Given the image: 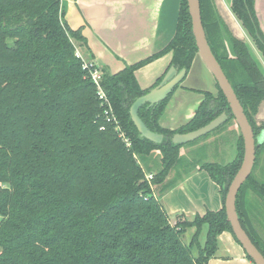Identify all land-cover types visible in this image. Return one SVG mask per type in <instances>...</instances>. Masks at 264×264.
<instances>
[{
    "label": "trees",
    "instance_id": "trees-1",
    "mask_svg": "<svg viewBox=\"0 0 264 264\" xmlns=\"http://www.w3.org/2000/svg\"><path fill=\"white\" fill-rule=\"evenodd\" d=\"M200 2L210 47L258 136L264 132V122L255 119L264 102V31L256 0H233L231 7L255 48L233 34L215 0ZM65 16L62 0H0V264H208L218 235L225 230L234 235L225 207L193 219L180 214L172 222L152 187L166 192L175 184L165 180L183 165L180 151L187 145L174 143L175 134L226 112L228 120L209 137L234 119L225 95L219 86L217 96L203 91L195 115L176 129L163 127L160 119L179 85L156 106H142L140 116L164 135L162 143L142 138L130 115L133 102L149 90L140 86L137 69L171 51V64L189 72L199 56L187 0H181L176 33L163 50L115 74L103 72L119 129L107 120L97 86L76 55L86 39ZM263 148L264 138L236 207L264 253V238L248 208L250 193L264 204V180L254 175ZM155 150L162 154L161 169L149 180L144 161ZM243 157L240 133L233 161L201 165L220 185L224 202Z\"/></svg>",
    "mask_w": 264,
    "mask_h": 264
},
{
    "label": "crops",
    "instance_id": "crops-1",
    "mask_svg": "<svg viewBox=\"0 0 264 264\" xmlns=\"http://www.w3.org/2000/svg\"><path fill=\"white\" fill-rule=\"evenodd\" d=\"M233 0H215L233 34L247 40L253 47V41L232 12ZM66 19L74 30L81 29L86 45L79 50L84 57L104 72L115 74L126 67L163 50L176 33L181 0H62ZM256 10L260 26L264 31V0H256ZM172 52H167L150 61L136 71V77L143 89L156 85L158 79L168 70L172 62ZM200 56L196 57L186 79L191 80L194 67ZM204 64V63H203ZM263 64V62H262ZM205 65V64H204ZM264 66V64H263ZM205 81L210 83L209 90L179 86L169 99L160 124L176 129L187 123L205 100L203 91L217 96L216 81L208 68H201ZM186 80V81H187ZM214 90H217L215 94ZM264 108V102L260 109ZM259 109V110H260ZM263 112H258L259 115ZM217 133V134H216ZM209 136L212 142L221 138L233 161L237 155V140L240 129L232 124ZM184 146L181 153L190 152ZM227 162V163H228ZM176 176V175H175ZM171 173L166 183L174 181ZM173 222L182 214L192 219L197 214L204 215L208 210L218 211L224 206L220 185L209 172L198 165L188 173L175 179V184L160 196ZM208 225L205 224L200 235L205 243ZM208 264H254L250 260L234 235L225 230L218 235V249Z\"/></svg>",
    "mask_w": 264,
    "mask_h": 264
},
{
    "label": "water",
    "instance_id": "water-1",
    "mask_svg": "<svg viewBox=\"0 0 264 264\" xmlns=\"http://www.w3.org/2000/svg\"><path fill=\"white\" fill-rule=\"evenodd\" d=\"M189 13L192 22V31L195 37V42L198 48L199 56L203 63L214 76L219 88L225 95L231 113L240 129V133L244 140V157L242 164L232 179L224 202V207L227 214V220L230 222L232 231L243 247L246 255H248L254 264H264V253L253 242L246 229L243 227L237 212L236 201L238 192L253 171L257 147L264 138V132L255 136L254 129L244 111L243 105L238 98L230 80L224 72L220 62L214 55L206 31L203 25L201 2L200 0H187ZM188 74L187 68L179 69L175 64H171L166 71L162 80L148 92L138 97L130 107V115L135 124L140 136L149 139L155 143H162L164 135L151 130L139 114V110L145 104L148 108L154 107L165 100L174 90L180 85ZM229 118L226 112H222L206 125L185 133H177L173 136L172 141L176 144H186L192 142L208 133L219 128Z\"/></svg>",
    "mask_w": 264,
    "mask_h": 264
},
{
    "label": "rangeland",
    "instance_id": "rangeland-1",
    "mask_svg": "<svg viewBox=\"0 0 264 264\" xmlns=\"http://www.w3.org/2000/svg\"><path fill=\"white\" fill-rule=\"evenodd\" d=\"M217 8L219 10V13L221 14V16L224 19V16L222 15L220 8L218 6H217ZM253 48H255V47H253ZM255 53L258 56V58L261 59V57L259 56V54L256 51H255ZM197 64L198 65L194 67V72L192 73L191 80H189V79L187 80L185 78L184 81H182L179 86L185 85L188 87H192L193 89H199V88H202L205 90L211 89L210 83L205 81L204 76L200 72L201 68L202 69L207 68L203 64L201 57H200L199 62ZM191 71H190V73H191ZM213 80L216 81L215 78H213ZM216 85H217V83H216ZM217 89H218V87H217ZM215 91H217V90H214V92ZM216 93L217 92H215V94ZM260 110H261V112H263V114L261 113V115H259L257 113V115L255 116L257 124L264 122V108H262ZM260 110L258 112H260ZM232 124H235L237 126L235 119H232L227 126H232ZM215 132H218V131H215ZM215 132L213 133L214 135L217 134V133L215 134ZM209 136H212V135H209ZM207 138H208V136L204 135V136H202V137H200V138H198L192 142L186 143L187 145H185V146H189V147L191 146L190 147L191 151L185 152L183 154L180 153L182 156L181 157V163H183V165L180 166L179 168L175 167V168L171 169V171H170L171 175H173V176L176 175L173 178L174 181L179 176H182L183 174L188 173V171L190 172L195 167H197L198 165H202L203 163H216V164H221V165L227 164V162L230 158V154H228L227 148L224 146V144H222L221 138H217L216 140H212V142L206 141ZM189 147H187V148H189ZM161 155L162 154L159 150H155L154 152H152L150 155H148L146 157V160L144 161L146 176H148L150 174L154 175L161 169V161H160ZM228 163H230V162H228ZM254 175L257 176L259 179L264 180V148H263V152L261 153V156L259 159V165L254 170ZM152 188H154V194L158 198H160V196H162V194L164 193V190H161L162 186H160V185L159 186L153 185ZM248 208H249L251 218H252L254 224L256 225L260 234L264 238V204L258 199V197L254 193H250L248 196ZM172 222H173V220H172ZM193 232H194V228L191 227L188 229V232L184 234L183 240L186 243H189ZM201 244L204 245L205 243L204 244L201 243Z\"/></svg>",
    "mask_w": 264,
    "mask_h": 264
},
{
    "label": "built area",
    "instance_id": "built-area-1",
    "mask_svg": "<svg viewBox=\"0 0 264 264\" xmlns=\"http://www.w3.org/2000/svg\"><path fill=\"white\" fill-rule=\"evenodd\" d=\"M76 55L78 57L82 58V60L84 62L83 68L88 71L89 76L91 77V79L93 80V82L97 86L99 98H100V100H102L103 104L106 105L105 114L107 116V120L113 121L114 123H116L117 129H119L118 120H117L116 116L114 115L112 104H111L109 97L105 91V88L102 84L103 70H101V68L98 67L92 61L86 59L79 49H77ZM127 141H128V139H127ZM128 144H129V142H128ZM147 178L149 180H151L153 178V175L150 174L147 176Z\"/></svg>",
    "mask_w": 264,
    "mask_h": 264
}]
</instances>
